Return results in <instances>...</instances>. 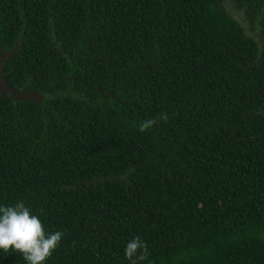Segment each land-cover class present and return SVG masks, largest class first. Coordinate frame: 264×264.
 Returning <instances> with one entry per match:
<instances>
[{"label":"trees","instance_id":"1","mask_svg":"<svg viewBox=\"0 0 264 264\" xmlns=\"http://www.w3.org/2000/svg\"><path fill=\"white\" fill-rule=\"evenodd\" d=\"M15 1L0 0L3 77L57 100L0 98V205L64 234L45 264H129L135 236L141 264H264V154L261 169L235 159L264 138L206 140L202 114L210 86L224 110L242 87L264 109V0Z\"/></svg>","mask_w":264,"mask_h":264},{"label":"flooded vegetation","instance_id":"2","mask_svg":"<svg viewBox=\"0 0 264 264\" xmlns=\"http://www.w3.org/2000/svg\"><path fill=\"white\" fill-rule=\"evenodd\" d=\"M234 1V0H232ZM11 2H16L15 0H11ZM235 2V1H234ZM2 3V2H1ZM0 3V4H1ZM34 5V10H35V5ZM26 9V6H25ZM4 12V9H3ZM27 14H29V12H27ZM22 25L25 24V19L24 17L22 18ZM21 19V20H22ZM12 29H15L14 26H12ZM13 31V30H12ZM7 43L5 42V40H3L0 36V51L6 56L5 61L2 64V68H1V74L3 76H6V73L4 72V65H9L8 61L11 59V57H13L14 55H12L15 52L14 47L12 48H8L7 46H5ZM15 46H17L15 44ZM264 49V46H263ZM14 50V51H13ZM32 57V56H30ZM31 59V58H29ZM70 68H72V66H70ZM33 74L35 73L34 71L32 72ZM69 76L70 73H67ZM68 78V77H67ZM9 85H11L9 83ZM27 85L25 87H14L11 85V88L14 89L16 91V93L18 94H23V93H31V94H36L39 95L38 97H41V99L39 101H29V100H22V99H18L14 102H35V103H41L47 100L48 98V102H49V106L48 108H52L55 109L56 105L54 103V101L57 100L56 97V92L50 90L49 94H42V93H37L34 90H29L26 88ZM78 87L76 86H70V87H63L62 91H67V94L64 96V98L69 97L70 96V92L77 90ZM210 92L209 88L205 89L207 90L209 93H211V101L212 103H208L207 105H204L205 111L202 112L203 116L205 115V121H204V126L206 127L207 131L205 134V139L209 140L210 137L212 136V139H216L217 135H220L218 137H224L226 140L230 141V142H234L237 143L239 141H245L247 143L248 146H250L253 142L255 141H260L261 138H264V133L261 134L260 130L258 128V126H254L253 128L250 129L251 123L254 122L258 125H260V118L263 117L264 115V109H262L260 103L258 101L253 102L254 105H260L258 108H254V107H249L252 106V103L249 104H244L243 101L244 99H249V96H245L244 91L245 88H239V102H238V107H236V109L232 112V111H228V110H224L225 107L220 106V104L218 103L220 100H215L216 99V93L217 91H215L211 86H210ZM220 87L217 86L216 90H218ZM234 90V88L232 89ZM108 94H111L110 92H108ZM260 95V90H257V92H254L253 97L252 98H259ZM2 97H10V99H12L10 94H6L3 95L0 93V98ZM113 97H115V95H113ZM68 103L69 101H64V103ZM42 104V103H41ZM226 106H228V104H226ZM195 110V109H194ZM52 111V110H51ZM169 114H167L168 116ZM172 115V114H171ZM50 116V113H49ZM195 116L200 117L201 115L199 113H195ZM207 119V121H206ZM155 138V136H154ZM174 138V136H173ZM182 138V136L180 135L175 137L174 139H179ZM161 139L164 140V137L161 136ZM132 144H130L129 146H131ZM178 156V153H175ZM215 154H221L220 152H217ZM261 154H264L263 152L260 151H247L244 153H241V156H238L237 161L238 164H241V167L245 168L246 170H248V165H257L259 166L258 168L261 169L260 166V159L259 156ZM212 155L213 152L211 154H209V159L210 161L212 160ZM169 164H166V167ZM131 166L129 165L128 167L125 166H120L118 169V171H116V174H124V173H130L131 172ZM264 168V167H263ZM197 178V177H196ZM264 180V173H262V178L261 180ZM225 185V184H223ZM206 190V189H205ZM216 192H218L216 190Z\"/></svg>","mask_w":264,"mask_h":264},{"label":"clouds","instance_id":"3","mask_svg":"<svg viewBox=\"0 0 264 264\" xmlns=\"http://www.w3.org/2000/svg\"><path fill=\"white\" fill-rule=\"evenodd\" d=\"M156 120L149 119L138 125L140 132L150 130ZM61 231L47 232L41 219L24 202L0 205V251L21 254L26 264H45L60 245ZM129 264H141L149 257L148 245L139 236L127 242L124 249Z\"/></svg>","mask_w":264,"mask_h":264},{"label":"water","instance_id":"4","mask_svg":"<svg viewBox=\"0 0 264 264\" xmlns=\"http://www.w3.org/2000/svg\"><path fill=\"white\" fill-rule=\"evenodd\" d=\"M5 59H6V56L0 51V93L3 95L10 94L12 97V100H14V101H16L18 99L33 101L32 99L28 98L27 95L24 96L25 93L18 94V93H16V91L14 89H12L8 85L7 81L5 80L3 75L1 74L2 64L5 61Z\"/></svg>","mask_w":264,"mask_h":264},{"label":"rangeland","instance_id":"5","mask_svg":"<svg viewBox=\"0 0 264 264\" xmlns=\"http://www.w3.org/2000/svg\"><path fill=\"white\" fill-rule=\"evenodd\" d=\"M260 46H261V44H260ZM25 95H27L28 98L35 100V101H39L41 99V97H38L39 95H36V94L25 93L24 96Z\"/></svg>","mask_w":264,"mask_h":264}]
</instances>
